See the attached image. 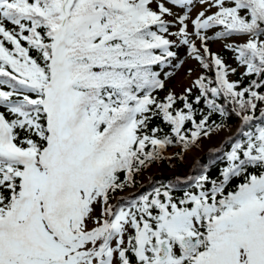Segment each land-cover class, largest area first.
<instances>
[{"label":"snow or ice","instance_id":"6c2138e0","mask_svg":"<svg viewBox=\"0 0 264 264\" xmlns=\"http://www.w3.org/2000/svg\"><path fill=\"white\" fill-rule=\"evenodd\" d=\"M180 47L203 71L161 96ZM214 114L216 178L114 198ZM0 264H264V0H0Z\"/></svg>","mask_w":264,"mask_h":264},{"label":"trees","instance_id":"16d2710c","mask_svg":"<svg viewBox=\"0 0 264 264\" xmlns=\"http://www.w3.org/2000/svg\"><path fill=\"white\" fill-rule=\"evenodd\" d=\"M153 7H155V5H153ZM170 31H172L170 29ZM184 48L180 47L178 49H174L177 52L178 56H181L183 54V50ZM218 54H220L223 58H224V62L226 64H228L231 67L237 68V64L233 58V54L226 50L223 49L221 52H218ZM200 67V66H199ZM201 69V68H200ZM202 70V69H201ZM203 71V70H202ZM243 71V69L238 68L237 72L235 74H231L232 76V80H238L240 79V72ZM207 75H212V73H206ZM245 83H247V81H245ZM170 90L169 87L166 85V89L160 93L161 96L165 95L166 92ZM198 94L197 90L195 89L193 92V96ZM200 108H203V104L199 105ZM258 115V113H257ZM197 118L199 119V116H197ZM211 120L216 121L217 123H223L226 126L225 127H235V131L233 134H231L230 137H232L233 139L237 138V130L240 127L241 121L240 119L235 116L234 114H230L228 117L226 118H222L220 117L218 114H214L211 117ZM160 121H153V126H155L156 124H159ZM163 126V125H162ZM189 127H191V125H188ZM164 131L167 132L168 128L166 126H164ZM216 132V131H214ZM231 143L228 139H225L222 144H219V146H215V147H211L208 148L206 150H204L202 152V154L200 156H198V158H196L195 161H192L191 164L188 167V172L186 175H179V174H174V175H166V174H158L156 178H151L148 181H141V177L143 174V171L145 169H148L151 165H153L154 163L165 167H173L176 166L177 164H182V165H186V160L184 159V152H181V148L179 145H172L169 146L167 149H172L173 150V159L170 158L168 155L165 154L164 152V159L161 160H157L154 163H152L151 165H149L147 168H145L144 170H142L139 174H137L135 176V184H133L130 187H126L123 191H118L114 194V198L115 197H124V198H128L129 194L133 195V196H139L141 194L150 192L154 187L159 186L160 184H166L169 182H175L177 180V178H181L182 181H185L187 177L190 176H196L201 174V172L204 169L205 165H208V174L212 177V178H216L219 174L220 168L223 166V152L227 151L230 149ZM222 149V151L220 152H216L214 151L215 149ZM166 149V150H167ZM180 154L179 156L177 154ZM213 161H215V163H212ZM181 187H184L185 184H181ZM133 187H135L136 189L133 190V192H129V193H125L122 194L124 191L126 190H132Z\"/></svg>","mask_w":264,"mask_h":264},{"label":"rangeland","instance_id":"374dc122","mask_svg":"<svg viewBox=\"0 0 264 264\" xmlns=\"http://www.w3.org/2000/svg\"><path fill=\"white\" fill-rule=\"evenodd\" d=\"M155 5V4H154ZM167 6L172 7L171 4H167ZM200 9V6L197 4L196 8L193 9V14H195L196 11ZM173 12L180 13L182 12V9H179L177 7H173ZM215 9H213L214 11ZM167 19L171 20L172 17H166ZM172 31H175V27L170 28ZM224 42L219 40H213L209 42V47L214 52H221L224 48ZM184 48V47H182ZM183 54L181 56H178L180 60H183L184 63L179 68H165L164 71L171 72L172 75L170 78L166 80V85L169 87L170 90H173L179 95L183 92V90L187 87H190L192 84V81L196 78L202 70L200 69L198 63L192 59H190L186 54V49H183ZM177 61H173V64H175ZM189 69L192 70V74L189 75ZM163 78V77H162ZM230 79H232V76L230 74ZM195 89H193L194 92ZM235 131V127H223L222 129L213 132L209 137L204 138L201 137L194 147H191L189 150L185 151L184 159L186 160V165L177 164L173 167H163L161 165H158L154 163L151 165L148 169H145L143 171L141 181H148L151 178H156L158 174H166V175H186L188 172V167L191 164L192 161H195L198 156L202 154V152L208 148L219 146V144H222V142L231 136ZM165 154L168 155L170 158L173 159V150L167 149L165 150ZM136 189L133 187L132 190H126L122 194L133 192V190ZM118 197V196H117Z\"/></svg>","mask_w":264,"mask_h":264}]
</instances>
